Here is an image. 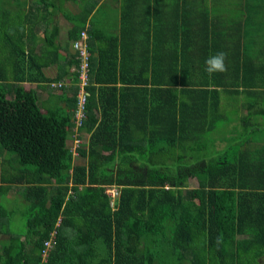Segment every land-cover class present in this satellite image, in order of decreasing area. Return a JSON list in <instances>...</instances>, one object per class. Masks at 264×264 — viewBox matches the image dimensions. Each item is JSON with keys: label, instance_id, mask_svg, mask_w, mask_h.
Returning a JSON list of instances; mask_svg holds the SVG:
<instances>
[{"label": "trees", "instance_id": "16d2710c", "mask_svg": "<svg viewBox=\"0 0 264 264\" xmlns=\"http://www.w3.org/2000/svg\"><path fill=\"white\" fill-rule=\"evenodd\" d=\"M259 119L264 0H0V264H264Z\"/></svg>", "mask_w": 264, "mask_h": 264}, {"label": "rangeland", "instance_id": "374dc122", "mask_svg": "<svg viewBox=\"0 0 264 264\" xmlns=\"http://www.w3.org/2000/svg\"><path fill=\"white\" fill-rule=\"evenodd\" d=\"M66 5V6H65ZM64 5V8H66L65 10H66V12H70V13H74L75 12V14H78L79 13V9H78V7H74V4L73 3H68V2H66V4ZM30 8H32V4L30 5ZM35 8H40L39 6H35ZM27 9V8H26ZM26 9L24 10V11H26ZM33 9V8H32ZM75 10V11H74ZM41 12H42V14H46V13H48V11L45 9V8H41ZM73 18H75V19H73V21H72V23L75 25V24H77V23H79L78 22V18L76 17V16H74ZM99 19L101 20V21H103V24H104V26L107 28V23H108V20L105 18L104 19V17L103 16H100L99 17ZM50 21V17H49V20H45V24H46V22H48V23H50L49 22ZM55 21L56 22H60V31H61V39H63V38H65L66 37V33H67V30H66V28H67V26H69L70 24H72L71 22H68L67 20H66V18L65 17H61V16H57L56 18H55ZM61 24H63V25H61ZM66 25V26H65ZM38 29H41L40 28V25L38 24ZM49 30V29H48ZM50 32L52 33V31L50 30ZM38 35H39V37H37V39L38 38H40V39H42L43 41H44V39H45V36L44 35H46V34H44L43 35V30H41V31H39L38 32ZM42 47H44V48H46L47 49V46L46 45H42L41 46V48ZM64 49H65V47H64ZM68 50L67 49H65V50H62L61 52H62V54H64V53H66ZM64 56V55H63ZM60 64V63H59ZM55 67H58V66H55ZM54 67V68H55ZM26 88L27 89H29L30 88V86L29 85H26ZM254 123H256L257 125V127H261L262 128V130H261V133H257V132H255L254 133V135L251 133L249 136L250 137H254L255 139H259V140H262V139H264V120H262L261 121V119H259V122L258 121H255ZM256 126H253L252 128H254V127H256ZM249 128V127H248ZM249 137V138H250ZM248 138V139H249ZM86 141V140H85ZM87 146V145H86ZM6 153H8V152H6ZM9 155H11L10 153H8ZM12 156V155H11ZM78 157V156H77ZM192 186H195V181L193 180L192 181V184H191ZM107 193L112 197V200H113V206H115V204H116V202H117V198H118V196H119V194H120V192H119V190L115 187V186H112V187H109L108 189H107ZM113 196H116V197H113ZM15 199V200H14ZM22 200V199H21ZM16 202H17V204H16ZM3 204H4V206H6L8 209L9 208H13V209H15L16 210V218H15V221H14V225L12 226V229H13V232H14V234L15 233H19L20 231H21V229H22V217H21V215H20V211H23L25 208H26V205H25V208L24 209H22V206H23V203L17 198V197H15V196H10V197H8V199H7V201H5V202H3ZM15 206H17V207H15ZM20 207V208H19ZM8 236H6V235H0V244L1 243H3V242H6V241H8V240H5V238H7ZM9 238V237H8ZM0 249H2V248H0Z\"/></svg>", "mask_w": 264, "mask_h": 264}, {"label": "built area", "instance_id": "2783aa9c", "mask_svg": "<svg viewBox=\"0 0 264 264\" xmlns=\"http://www.w3.org/2000/svg\"><path fill=\"white\" fill-rule=\"evenodd\" d=\"M86 40V34L83 33L82 34V39L81 41H85ZM75 48L80 52L81 55V59H82V63H81V68H82V73H81V84H79V111L77 113V118L80 121L81 118L84 117V107L86 104V98H87V93L85 90L86 84H87V71H88V57L90 56L87 47L85 45V43L83 42H78L75 44ZM116 197V196H113ZM112 206H113V200H112ZM52 246V243L46 242V248H50Z\"/></svg>", "mask_w": 264, "mask_h": 264}, {"label": "clouds", "instance_id": "9594fccd", "mask_svg": "<svg viewBox=\"0 0 264 264\" xmlns=\"http://www.w3.org/2000/svg\"><path fill=\"white\" fill-rule=\"evenodd\" d=\"M81 39H82V37H81ZM81 39L79 41L74 42V44H71V46H72V48H73V50L75 52H79L75 48V44L76 43L83 42L86 45L87 36H86V40L85 41H81ZM86 47H87V45H86ZM87 50H88V48H87ZM226 58H227V54L225 52H218L215 55L209 56L205 60V71L208 73V75L212 76L215 73H224V72H226L227 71V65L225 63ZM75 156L77 157L78 155L76 154Z\"/></svg>", "mask_w": 264, "mask_h": 264}, {"label": "crops", "instance_id": "0c3cea01", "mask_svg": "<svg viewBox=\"0 0 264 264\" xmlns=\"http://www.w3.org/2000/svg\"><path fill=\"white\" fill-rule=\"evenodd\" d=\"M30 5L31 4H29L26 8L28 9V7H30ZM63 25V24H62ZM66 26V25H65ZM68 28H69V26H67V28H66V30H67V32H68ZM37 37H39V35L37 36ZM69 52H75L74 50H73V48H72V46L70 45V47L67 49ZM64 56H66L67 55V52L66 53H64L63 54ZM232 109V108H231Z\"/></svg>", "mask_w": 264, "mask_h": 264}]
</instances>
